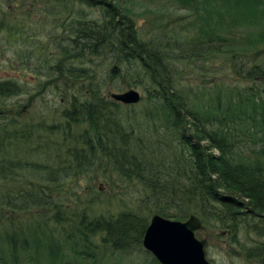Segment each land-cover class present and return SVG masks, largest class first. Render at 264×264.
<instances>
[{
    "label": "trees",
    "instance_id": "obj_1",
    "mask_svg": "<svg viewBox=\"0 0 264 264\" xmlns=\"http://www.w3.org/2000/svg\"><path fill=\"white\" fill-rule=\"evenodd\" d=\"M174 2L185 22L141 29L130 0H0L2 53L34 80H0V264H160L152 214H194L264 264V0ZM90 170L111 193L76 191Z\"/></svg>",
    "mask_w": 264,
    "mask_h": 264
},
{
    "label": "rangeland",
    "instance_id": "obj_2",
    "mask_svg": "<svg viewBox=\"0 0 264 264\" xmlns=\"http://www.w3.org/2000/svg\"><path fill=\"white\" fill-rule=\"evenodd\" d=\"M132 2V8H133V18L135 19V24L137 27L141 29H145L150 27L148 25L149 18L154 16H159L158 12H166L168 13L165 17L166 20L164 22H168L169 20H180L182 22H185L187 18L183 17L185 14V8H182L177 5V3L174 2V0H130ZM173 15H176V17ZM133 19V20H134ZM170 22V21H169ZM35 37L42 38L41 34L35 35ZM5 45L2 40H0V80L6 79V78H14L18 79L19 81H22L21 83L25 84V87L28 89L31 86H34V80L30 77V71H25V65H20L16 63H10L9 60L12 58V51H7L5 53H2V50H5ZM20 47H22V44H19ZM227 72V71H226ZM218 77H224L225 81H231L232 78L228 74L223 73H217ZM215 75V76H217ZM214 76V77H215ZM213 78V77H212ZM187 79V77H186ZM188 80V79H187ZM199 79L195 78L192 82H189L192 86L193 83H199ZM47 87V86H46ZM48 88V87H47ZM51 88V87H49ZM48 88V89H49ZM140 95H142L141 90L138 87H133ZM127 88H122L120 91L125 90ZM107 93L116 92L112 88L108 87ZM27 91V90H25ZM45 94L39 95L35 97V101H31V104L33 105V109L37 110L38 108H46L50 106L52 103H55L56 96L54 100V94L51 93L48 90H45ZM26 94V92H21L18 95H14V97H10L6 99V103H14L15 101L18 102L20 105L22 103V97ZM50 102L49 105H45L47 102ZM2 105V104H0ZM9 106V105H7ZM32 107V106H31ZM30 107V109H31ZM13 114L17 115L19 117L20 110H17V114L15 113L14 109L12 110ZM19 115V116H18ZM21 118V117H19ZM20 121L22 119H19ZM101 173L90 170L86 172H79L76 177H74L75 184L74 187L76 188L77 192H84L87 193L91 192L96 186L100 187L102 189V196L103 192L105 194L111 193L112 191H108L109 189L104 186L103 179L100 177ZM103 177V176H102ZM73 179V178H72ZM122 187L121 189L116 188V193L119 194V196L125 195L128 196L129 192L126 193L128 188ZM123 190V191H122ZM122 191V192H120ZM101 197V196H99ZM203 231V232H202ZM202 231H198L197 235L200 237H204L207 241V247H206V256L210 264H251L250 262L246 261L240 256H237L236 253L233 251V248L231 246H227V239L226 237H220L219 235H216L215 232L209 233V235L204 234V228ZM136 249V248H135ZM141 249H143L141 247ZM138 249L133 252V256L137 257ZM140 256V255H139ZM111 260V259H109ZM107 261L109 264L110 261ZM125 262V261H123ZM118 263V262H117Z\"/></svg>",
    "mask_w": 264,
    "mask_h": 264
},
{
    "label": "water",
    "instance_id": "obj_3",
    "mask_svg": "<svg viewBox=\"0 0 264 264\" xmlns=\"http://www.w3.org/2000/svg\"><path fill=\"white\" fill-rule=\"evenodd\" d=\"M140 96L132 87L109 94L122 104L137 103ZM203 228L194 214L184 219L152 214L143 231L141 246L160 264H210L206 256L207 241L197 235Z\"/></svg>",
    "mask_w": 264,
    "mask_h": 264
}]
</instances>
